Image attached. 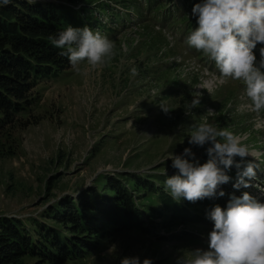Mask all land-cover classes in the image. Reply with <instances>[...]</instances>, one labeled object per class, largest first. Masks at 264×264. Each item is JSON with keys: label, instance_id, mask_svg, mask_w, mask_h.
Here are the masks:
<instances>
[{"label": "rangeland", "instance_id": "rangeland-1", "mask_svg": "<svg viewBox=\"0 0 264 264\" xmlns=\"http://www.w3.org/2000/svg\"><path fill=\"white\" fill-rule=\"evenodd\" d=\"M95 1L103 0H87L82 8L91 7L94 14L98 13ZM162 1L167 3L165 13L176 9V1ZM111 2L116 12L111 10V14L105 15L108 25L101 23L99 30L92 28L114 41L115 55L111 61L90 70L86 76L78 74L71 65L57 74L45 75L29 96L33 99L32 107L12 123L3 125L0 217L43 222L41 216L49 206L65 196L77 197L90 187H103L108 175H177L178 169L172 167L167 156L182 155L185 148H191L195 154L194 158L185 157L190 162L206 163L210 145L189 143L193 126L204 119L240 136L252 154L257 149L263 151V161L252 159V155L243 161V165H259L254 179L245 177L251 186L241 187L238 192L227 191L230 198L248 192L264 203V132L253 122L264 117V112L253 113L245 107L250 101L243 95L242 81L226 78L218 89L205 85L215 80L221 82L216 77L206 79L211 76L206 74L205 67L202 78L194 67L198 54L185 44L184 23L148 11L147 0H132L128 5L134 11L131 13ZM182 11L192 13L186 7ZM100 12H107L106 4H100ZM177 14L180 17L181 13ZM162 27L166 31H161ZM170 52L174 53L167 55ZM133 67L137 70L135 75L131 73ZM194 92L201 94L200 105L189 110L185 105L191 103ZM162 104L169 108L167 113ZM209 110L213 113L208 114ZM234 159L235 163L239 161ZM126 182L132 184L129 178ZM227 184L229 187L230 183ZM206 206L207 201L202 199L193 210L209 212ZM155 221L162 226L169 220ZM213 227L214 222L206 220L199 225H173L170 232L163 228L162 236L180 235L164 242L154 236L155 231H125L108 236L101 248L84 260L60 264H121L125 257H139L141 264L145 259L152 264H177L183 254L207 250L208 234ZM38 262L27 260V264Z\"/></svg>", "mask_w": 264, "mask_h": 264}, {"label": "trees", "instance_id": "trees-1", "mask_svg": "<svg viewBox=\"0 0 264 264\" xmlns=\"http://www.w3.org/2000/svg\"><path fill=\"white\" fill-rule=\"evenodd\" d=\"M81 4L87 0L0 3V131L32 107L29 96L42 77L70 66L68 58L60 55L63 49L53 46L48 38L69 26H87L75 9ZM160 7L166 8L164 3ZM128 175H108L101 188L93 186L77 197H62L42 214L43 222L0 217V264H27L28 259L39 261L37 264L84 260L99 250L108 236L155 231V237L168 241L180 235L160 236L163 228L170 232L173 225L204 221L203 210L195 212V204L183 198V203L176 202L164 190L160 181L169 177ZM128 178L132 184L126 182ZM216 196L205 199L211 203ZM157 218L169 221L160 226Z\"/></svg>", "mask_w": 264, "mask_h": 264}, {"label": "clouds", "instance_id": "clouds-1", "mask_svg": "<svg viewBox=\"0 0 264 264\" xmlns=\"http://www.w3.org/2000/svg\"><path fill=\"white\" fill-rule=\"evenodd\" d=\"M3 5L10 0H0ZM34 4L38 0H26ZM193 15L198 16V28L192 30L185 43L202 52L215 62L220 73V82L225 78L242 81L243 95L250 101L245 107L257 114L264 109V59L257 67L253 50L257 44H264V0H202L194 5ZM50 43L63 51L60 55L68 58L72 68L82 75L105 65L114 57L115 43L99 31L90 27L74 28L69 26L58 36H50ZM264 57V47L260 48ZM83 65V66H82ZM136 68L131 69L133 75ZM200 93H193V100L186 104L187 109L200 105ZM167 113L169 108L162 104ZM213 111L209 110L208 114ZM189 143L200 147L206 144L209 159L206 163L190 162L185 157H195L191 148H185L182 155H171L172 167L179 174L167 178L163 187L174 200L181 198L197 202L217 195L220 185L228 183L230 177L224 169H231L235 157L252 155L242 138L227 128H218L207 119L194 125L190 132ZM235 163L238 169L234 188L250 187L245 180L256 177L259 167L254 162L246 165ZM223 166V167H221ZM219 196L225 195L219 191ZM208 218L214 222L208 234L207 250L196 249L183 254L177 264H264V203L258 202L250 193L233 195L224 209L216 205ZM121 264H141L139 257H125ZM143 264H152L145 259Z\"/></svg>", "mask_w": 264, "mask_h": 264}]
</instances>
